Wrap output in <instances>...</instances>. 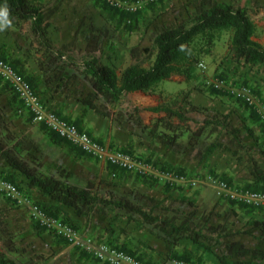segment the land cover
<instances>
[{
    "label": "rangeland",
    "instance_id": "rangeland-1",
    "mask_svg": "<svg viewBox=\"0 0 264 264\" xmlns=\"http://www.w3.org/2000/svg\"><path fill=\"white\" fill-rule=\"evenodd\" d=\"M34 1L49 15L53 54L48 56L37 47L27 24L17 30V35L6 25H0V59L12 65L30 84L32 66L44 70L50 90H59L62 97L72 100L63 111L79 116L81 124L66 119L77 126L84 125L81 129L94 139L99 140L90 127L104 130L107 124L116 125L124 134V143L109 146L204 184L176 187L125 173L112 178L105 164L57 140L26 112L19 113V102L2 80L0 141L36 167L42 176L91 188L108 200H128L176 224L187 219L199 231L200 238L196 243L186 237L171 243L172 238L160 222L144 224L118 208L95 209L87 217H77L72 210L57 209L54 203L28 188L23 178L0 159V180L11 181L26 201L24 204L0 195V250L16 264H104L40 226L31 215L30 205L40 207L48 216L70 227L81 239H91L95 246L107 244L124 249L146 264H242L249 255L243 256L239 249H233L232 243L242 250L264 249L262 229L252 226L254 220L264 222V208L234 204L209 186L212 180H222L234 188L261 190L251 175V164L264 171L263 125L254 109L230 91L248 90L264 106V72L235 58L229 51L227 34L207 55L200 56L205 69L196 66L191 80L174 76L148 95L157 105L170 107L184 116V122L171 120L173 132H180L175 144L149 135L155 127L156 132L164 131L155 121L164 115L154 118L145 110L152 105H139L144 102L142 98L123 97L109 104L99 97L92 101L94 109L83 107L78 101L86 99L91 90L81 74L82 62L91 55L89 42H96L92 55L118 74L131 64L147 66L154 59L153 36L163 27L190 25L201 0H152L135 13L123 8L137 0H117L118 8L101 0ZM227 1L235 5L241 2ZM260 1L264 4V0ZM248 2L245 0L244 4ZM263 4L259 9L264 8ZM215 81H222L223 88L214 89Z\"/></svg>",
    "mask_w": 264,
    "mask_h": 264
},
{
    "label": "trees",
    "instance_id": "trees-1",
    "mask_svg": "<svg viewBox=\"0 0 264 264\" xmlns=\"http://www.w3.org/2000/svg\"><path fill=\"white\" fill-rule=\"evenodd\" d=\"M4 6L8 9V15L6 18L0 16V24L16 28H21L27 24L34 43L43 49L44 53L51 56L53 47L49 38V15H46L34 0H0V8ZM6 20L8 23H5ZM255 31L256 25L245 8L217 0H201L190 25L181 23L176 26L163 27L153 36L151 45L154 51V59L147 66L138 63L131 64L119 74L113 67L103 64L96 56L92 55L96 51V42L92 40L89 42L90 49L88 50L91 55L81 64V74L88 82L91 90L86 99L81 100L80 98L78 101L83 107L94 109L95 106L92 101L99 97L104 99L106 103L115 104L129 93L149 95L160 83L169 81L174 76L191 80L200 56L207 55L223 34L228 35L229 51L234 54L238 61H242L243 64L256 65L264 72V46L253 41ZM145 110L164 115L155 119L156 125H161L164 131L162 133L156 132L155 130L158 128L155 127V129L150 130L149 135L161 138L164 143L175 144L180 132H173L175 130L171 120L176 119L179 122H184L186 121L184 116L179 111L163 105L148 107ZM54 113L59 116L56 112ZM60 118L68 121L63 117ZM30 119L32 120L31 117ZM138 123L141 124V121ZM40 126L57 140L64 142L44 126ZM78 128L84 131L80 127ZM87 134L94 139L89 133ZM94 140L105 145L96 139ZM111 148L115 149L114 147ZM119 151L128 153L123 150ZM0 159L9 170L23 178L28 188L35 190L44 199L54 203L57 209L72 210L77 217H87L95 209L112 210L118 208L139 218L144 224L153 225L160 222L164 226L163 228L167 230L168 237L172 238L171 243L176 244L183 237L196 243L200 238L199 231H195L187 219L176 224L172 220L160 219L153 212L145 211L141 206L128 200H108L98 195L97 192H93L91 188L68 184L53 176H42L36 167L21 159L2 141H0ZM108 169L110 173H116V177L122 173L130 174L124 171H115L111 167ZM162 169L172 171L168 168ZM251 171V175L260 185L261 190L248 189L264 192V171L255 163L251 164ZM149 201L154 200L149 198ZM156 206L157 204L154 205V208ZM252 226L256 229H262L261 231L264 233V222L254 220ZM10 247L11 244L8 248L10 249ZM231 247L236 250L239 249V253L243 256L249 255L248 261L242 264H264V249L242 250L243 248L234 243L231 244ZM125 252L131 254L128 251ZM0 264L16 263L0 250Z\"/></svg>",
    "mask_w": 264,
    "mask_h": 264
},
{
    "label": "built area",
    "instance_id": "built-area-1",
    "mask_svg": "<svg viewBox=\"0 0 264 264\" xmlns=\"http://www.w3.org/2000/svg\"><path fill=\"white\" fill-rule=\"evenodd\" d=\"M109 6L120 7L117 0H101ZM152 0H137L133 4L124 6V10L128 13H135L140 10L146 2ZM199 69H205L201 61L196 65ZM0 80L4 81L16 97L21 109L19 113L26 112L32 121L38 125L44 126L48 131L54 133L59 139L65 143L78 148L85 155L94 160L111 167L115 171H124L130 174L149 177L169 186H187L196 183H202L198 179L187 178L182 174L173 171L162 170L148 162L132 157L128 153L112 149L108 145H102L92 139L86 132L49 110L34 92L30 83L21 76L8 62L0 59ZM214 89L223 88L222 81L213 82ZM235 95L252 107L259 117L264 129V106L259 104L258 99L252 96L250 91L242 89L233 92ZM112 178H116V173H110ZM209 186L214 188L217 193L233 202L234 204L262 207L264 208V192L253 191L248 189H238L230 186L222 180H212ZM0 195L11 201L21 202L26 204L16 187L7 180H0ZM29 209L33 219L47 230L54 231L57 235L66 238L72 245L80 247L85 253L93 256L95 260L104 264H146L136 260L130 254L115 249L107 244L94 245L91 239H81L74 230L66 226L58 219L48 216L40 207L30 205ZM173 264H186L181 261H174ZM197 264V263H190Z\"/></svg>",
    "mask_w": 264,
    "mask_h": 264
},
{
    "label": "crops",
    "instance_id": "crops-1",
    "mask_svg": "<svg viewBox=\"0 0 264 264\" xmlns=\"http://www.w3.org/2000/svg\"><path fill=\"white\" fill-rule=\"evenodd\" d=\"M248 1H249L248 3L244 4L245 0H241V2L237 6H239L241 8H246V11H247L249 17L251 18V20L256 25V31H255V34L253 36V41L264 46V8L259 9V6L262 5L263 2H261L260 0H248ZM219 2H224L227 4L231 3L227 0H219ZM245 5H247V6H245ZM263 6H264V4H263ZM0 25L5 26L6 24H0ZM6 26H7L8 30H10L11 32L14 33V35H17V33H16L17 30H20V28H16L14 26H10V25H6ZM7 38H9V36ZM11 45L13 46V44H11ZM25 69H26V66H25ZM31 71H33V74H32L33 77H31V76L29 77L30 81H31V85L34 88L37 95L39 96V98L41 99V101L43 102V104H45V106L49 110L56 112L60 117L64 118V116H65V119L67 118L70 120H74L80 125L81 123H80L79 116L76 117L72 114H69L67 111H63V107L71 105L72 100L65 98V97H62L59 90L56 92L54 90H50L51 85L48 81L45 80L47 77L46 73L40 67L32 66ZM124 97H126V98L139 97V98L144 99V102L139 104L142 107H145L147 105L156 106L158 104L157 101H155L154 99H152L148 95H143L140 93H129V94H126ZM75 103L76 102L74 100L73 105H76ZM152 106H150V107H152ZM149 113H152V112H149ZM152 114L154 115L153 116L154 118L157 117V114H155V113H152ZM160 115H162V114H160ZM97 122L99 125H102L101 122H99V121H97ZM144 125H146V124H144ZM105 126H104L105 127L104 130H100L97 127H92V128L90 126L89 127H90V130L93 131L94 136H96L99 139L98 141L102 142L103 144H105V145H111V144L112 145H118L120 143L119 145L121 146V143H124V141H123L124 140V136H123L124 134L119 130L118 127L116 128V125L112 126V125L107 124ZM78 127L83 128L84 125L78 126Z\"/></svg>",
    "mask_w": 264,
    "mask_h": 264
},
{
    "label": "clouds",
    "instance_id": "clouds-1",
    "mask_svg": "<svg viewBox=\"0 0 264 264\" xmlns=\"http://www.w3.org/2000/svg\"><path fill=\"white\" fill-rule=\"evenodd\" d=\"M8 15V9L6 6L0 8V16H3V17H7ZM5 23H8V21L6 20Z\"/></svg>",
    "mask_w": 264,
    "mask_h": 264
}]
</instances>
